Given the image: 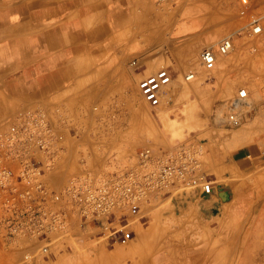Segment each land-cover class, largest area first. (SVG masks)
<instances>
[{
	"label": "crops",
	"instance_id": "1",
	"mask_svg": "<svg viewBox=\"0 0 264 264\" xmlns=\"http://www.w3.org/2000/svg\"><path fill=\"white\" fill-rule=\"evenodd\" d=\"M111 1L83 0L81 5L67 8L69 0H16L8 9L7 5L13 0H0V13L9 12L8 17H0V119L21 108H38L46 113L56 131L64 136L60 144L66 147L63 159L47 176L48 184L55 189L61 188L83 169H97L104 165V152L110 144L103 142L98 134L103 125L100 123L102 112L94 111L93 106L117 103L111 112L118 119L128 120L123 132L133 138L127 148L133 147L136 140L149 142L139 125L146 106L138 95V81L161 67H166L172 78L173 71L184 73L189 69L187 59L194 48L197 51L206 38L219 37L231 29L233 34L238 19L245 22L238 13L235 16L229 12L238 8L236 0ZM255 4L263 26L259 37L264 44V0H255ZM26 5L32 6L31 20L13 11ZM90 6L92 8H88ZM53 8L73 13L81 9L82 14L39 17L42 10ZM79 23L81 28H76L79 33L62 26ZM7 26L13 31L2 33ZM47 44L55 46L44 48ZM220 55L216 54L215 65L209 70H213L211 80L207 83L200 80L199 76L205 70L201 66L194 71L198 77L187 80L189 87L194 91L201 87L208 89L214 101L233 97L239 88L245 87L253 108L243 117V122L248 121L244 127L229 130L227 134L217 129L208 132L211 138L204 164L212 174L213 184L217 176L249 174L258 167L259 181H264V48H259V67L248 86L244 85L247 81L243 78V70L246 71L247 67ZM132 60L137 61L136 66L130 65ZM63 64L65 74L54 81L53 73ZM236 72L239 74L233 76ZM254 135H259V140L249 142ZM156 143L164 145L166 141L160 138ZM210 202L207 214L213 213L214 209L221 210L214 200ZM207 218L209 222L211 218ZM71 222L69 234L62 238L85 237L86 226L81 227L75 219ZM242 224L235 223L231 213L218 217L205 231L203 248L188 254L190 257L197 253L203 255L202 264H231L232 248L245 245L242 243ZM180 226L184 232L193 230L185 220ZM232 230L240 231L232 237ZM260 238L264 239V228L259 232ZM40 243L43 244L37 239H11L0 229V264H23V246L36 247ZM215 246H224L218 258L210 250ZM127 260L119 261V264H136ZM82 264L113 262L98 255Z\"/></svg>",
	"mask_w": 264,
	"mask_h": 264
},
{
	"label": "rangeland",
	"instance_id": "2",
	"mask_svg": "<svg viewBox=\"0 0 264 264\" xmlns=\"http://www.w3.org/2000/svg\"><path fill=\"white\" fill-rule=\"evenodd\" d=\"M15 1L13 0L7 5L8 9L12 8ZM71 1L75 3L74 0H69L65 7L71 5ZM82 1L78 0L76 5H81ZM112 2L117 3L118 0H112ZM3 8H6V6H3ZM88 8H92V6ZM54 9L42 10L39 17H59L60 11ZM31 10L32 6L26 5L16 7L13 11L31 20L33 18ZM80 10H77V12L82 14ZM229 12L237 16V9H230ZM71 15L78 16L75 13H70ZM237 21L238 26L233 34L231 29L219 35V37L216 35L213 39H205L199 45L197 51L194 48L193 54L187 59L188 70L184 73L182 71L172 72V81L163 94V99L170 101L168 104L164 102L159 108L150 107L141 96L137 86L138 95H140L139 97L146 106V111H142L139 125L144 129L150 143H139L136 140L133 147L127 148L129 141L133 138L123 132L128 120L125 118L118 119L115 113L111 112L113 106L117 103L92 107L94 111L102 112L100 123H103V125L98 134L102 137L103 142H109L110 144L104 152L105 168L117 166L118 162L127 160L139 148L144 146H152L155 150H161L181 141L197 138L204 142L201 168L208 175V178H211L212 174L204 164L208 156V141L211 138L208 132L217 129L227 134L229 130L244 127L248 121H244L239 127L224 123L222 118L227 111V102L232 98V95L223 101H214L211 99L208 89L201 87L199 90L194 91L190 88L189 82L184 80V74L194 73L197 68L203 66L199 58V53L203 48L211 47L216 54H219L217 52L218 43L222 39L230 38L233 43L232 50L228 54H221L220 56L230 58L232 62L235 61L238 65L242 64L247 67L246 71L243 70V78L247 81L244 85L248 86V81L254 77L255 69L259 67L257 54L259 48H264V44L259 35L245 36L243 30L247 23L239 19ZM80 24L67 25V27L76 28L80 27ZM229 25L232 24L229 23ZM58 54L56 55L58 56ZM237 68H240V66H237ZM64 69V64L61 68L56 69L53 73V79L57 77L59 70L64 73ZM212 72L213 70L205 69L203 75L199 76L200 80L207 83L211 80L210 74ZM238 74L236 72L233 76ZM197 77L194 74L191 79ZM219 109H221V113L217 118L216 112ZM22 110V108L15 110L12 114L1 118L0 132L12 124L17 114ZM245 110V113H247L251 111V107ZM57 121L58 119L54 121V124H57ZM224 136L222 135L223 138ZM160 138L166 141L164 145L156 143ZM253 139L259 140V135L251 136L249 142H252ZM221 151L223 155V150ZM214 183L211 192L208 194L201 191L192 193L186 189L167 191L160 197L151 198L144 202L134 217L120 215L117 218L115 216L106 218L108 223L124 224L123 229L120 231H105L99 228L97 221L90 220L86 224V236L83 238L66 237L53 240L48 245L40 243L36 247L33 245L23 246V254L31 256V259L26 260L23 257V264H82L93 260L98 255L106 256L113 264H119V261L127 259L135 261L136 264H202L203 255L197 253L190 257L191 254L188 253L202 249L201 243L206 229L210 228L209 226L218 217L229 213H231L235 223L242 224L244 222L242 224V243L245 244L241 248H232L231 264H264V256L262 255L264 239H259V232L264 228V196L262 197L264 181H259V167L249 174L236 173L227 177L217 176ZM211 200H214L221 210L214 209L213 213L207 214V204H211ZM165 210H168L169 214L163 213ZM216 212H219V214ZM207 217L211 218L209 222ZM184 220L193 226V230L182 231L180 224ZM238 231L232 230L230 232L231 236L234 237L238 234ZM223 249L224 246L210 248L215 256L219 255Z\"/></svg>",
	"mask_w": 264,
	"mask_h": 264
},
{
	"label": "built area",
	"instance_id": "3",
	"mask_svg": "<svg viewBox=\"0 0 264 264\" xmlns=\"http://www.w3.org/2000/svg\"><path fill=\"white\" fill-rule=\"evenodd\" d=\"M236 2L238 16L248 23L246 36L261 34L263 26L255 0ZM231 49L230 38L218 45L220 54H228ZM215 57L208 47L199 53L207 70L214 67ZM130 65L136 66L137 61L132 60ZM193 76L188 72L184 80ZM171 79V72L161 67L138 81L140 94L149 106L170 102L162 98V92ZM247 96L245 88L238 89L228 102L224 123L240 125L243 107L249 106ZM49 121L42 109L27 108L0 132V229L9 238L37 239L48 245L69 234L73 219L81 227L93 220L99 228L116 232L124 224L108 223L106 218L134 217L151 193L188 187L208 194L213 188L201 168L204 142L193 138L161 150L139 149L124 166L85 169L55 189L48 184L47 176L63 159L66 147L60 144L63 135ZM28 258L31 256L24 255L25 260Z\"/></svg>",
	"mask_w": 264,
	"mask_h": 264
},
{
	"label": "bare ground",
	"instance_id": "4",
	"mask_svg": "<svg viewBox=\"0 0 264 264\" xmlns=\"http://www.w3.org/2000/svg\"><path fill=\"white\" fill-rule=\"evenodd\" d=\"M75 1V3L73 2V1H71V5H69V6H71V8H74L75 6H77L76 5V2L78 1V0H74ZM114 3V2H113ZM68 6V7H69ZM67 7V8H68ZM70 8V9H71ZM55 11L57 10L56 8L54 9ZM80 10V9H79ZM255 10H256V8H255ZM256 12H257V10H256ZM70 13H73L72 11L71 12H65V11H60L59 12V15H68V16H70ZM76 15H78L79 16V12H74ZM238 13V12H237ZM258 13V12H257ZM1 16L0 17H2V18H5V17H8V15H9V12L7 13V12H5V13H1L0 14ZM78 22H81V20L79 21L78 20ZM246 22V21H245ZM247 23V22H246ZM76 24H73V26H75ZM114 25V24H113ZM62 26H64V28H65V30H68V31H74V32H78L79 33V31H78V29H76V28H78V27H76V28H73V27H67V25H62ZM247 27H248V23H247V25H246V27L244 28V30H243V34L246 36V33H245V31H246V29H247ZM64 28H61V29H64ZM18 30V29H17ZM13 31V29H12V27H9V26H7V27H4L3 28V32L2 33H11ZM24 31V30H23ZM60 31V30H59ZM92 31V30H91ZM72 33V32H71ZM70 33V34H71ZM262 33H263V30H262ZM261 33V34H262ZM56 34V33H55ZM54 34V35H55ZM58 34H59V32H58ZM261 34H259V35H261ZM92 35V34H91ZM255 36H257V35H255ZM53 37V36H52ZM206 39H209V38H206ZM223 40V39H222ZM221 40V41H222ZM231 40V39H230ZM232 41V40H231ZM14 43V42H13ZM220 43V42H219ZM219 43H218V45H219ZM53 46H55V45H49V44H47L46 46H44V48H47V49H49V48H53ZM85 48V47H84ZM208 48H210L212 51H214V53L216 54V52H215V50H213L211 47H208ZM232 48H233V43H232ZM232 50V49H231ZM217 52H219L218 51V46H217ZM220 54V53H219ZM222 55H226V54H222ZM215 62H216V57H215ZM78 67H80V65H78ZM61 68V67H60ZM61 74H65V72L63 73L61 70H59L58 71V73H57V77H55V79H54V81L56 80V79H58L59 77H61L62 75ZM171 81H172V79H171ZM171 81H170V83H171ZM169 83V84H170ZM169 84H167L166 86H164V89H163V92H162V98H163V94L165 93V91H166V87L169 85ZM241 88H245V87H241ZM240 89V88H239ZM246 89V88H245ZM247 90V89H246ZM238 91V90H237ZM140 92V91H139ZM236 94H237V92H236ZM235 94V95H236ZM234 95V96H235ZM247 98H246V100H247V102L249 103V106L248 107H243V111H246L245 109L246 108H250L251 107V109L253 108L252 106H253V104L251 103V101L248 99V97H249V94H248V90H247ZM233 96V97H234ZM168 101V100H167ZM149 105V104H148ZM162 105H160V106H158V107H156V108H159V107H161ZM153 108V107H152ZM155 108V107H154ZM242 109V108H241ZM220 113H221V109H219L217 112H216V116H217V118L220 116ZM246 113H244V115H245ZM225 115V114H224ZM244 117V116H243ZM223 118H224V116H223ZM223 118H222V120H223ZM243 123V118H242V122L240 123V124H242ZM239 126V125H238ZM190 139H193V138H190ZM190 139H187V140H190ZM63 140H64V136H63ZM62 140V141H63ZM62 141H60V143L62 142ZM185 141V140H184ZM182 142V141H181ZM175 145V144H174ZM62 146V145H61ZM173 146V145H172ZM151 148V147H149V146H144V147H141V148H139V149H142V148ZM170 147V146H169ZM168 148V147H167ZM138 149V150H139ZM151 149H153V148H151ZM154 150V149H153ZM135 154V153H134ZM202 159V158H201ZM128 162V158H127V160H125V161H123V162H118L117 164V166L116 167H120V166H124V165H126V163ZM116 164V163H115ZM106 167V165H103L102 166V168H105ZM97 169H100V168H97ZM83 170H85V169H83ZM88 170H96V169H88ZM212 182V181H211ZM186 190H189V191H200V190H195V189H192V188H185ZM173 189H171V190H164V192L163 191H161V192H154V193H151L150 195V197L147 199V200H145L144 202H146V201H148V200H150L151 198L153 199V198H155V197H160V196H162V195H164V193H166L167 191H172ZM176 190V189H175ZM193 193V192H192ZM143 202V203H144ZM142 203V204H143ZM141 204V205H142ZM141 205H140V207H141ZM140 207H139V210H140ZM131 217H133V216H131ZM205 236V235H204ZM47 239V238H46ZM215 261H217V260H215Z\"/></svg>",
	"mask_w": 264,
	"mask_h": 264
}]
</instances>
